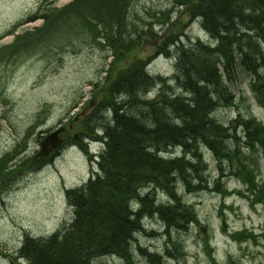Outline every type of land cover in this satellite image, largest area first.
I'll use <instances>...</instances> for the list:
<instances>
[{"label":"rangeland","instance_id":"rangeland-1","mask_svg":"<svg viewBox=\"0 0 264 264\" xmlns=\"http://www.w3.org/2000/svg\"><path fill=\"white\" fill-rule=\"evenodd\" d=\"M71 1L0 0V167H6L0 169V264H22L16 253L26 235L48 236L71 222L73 208L67 203L66 188L83 184L99 170L81 140L84 136L96 138V121L91 119L95 108L105 110L99 106L105 84L136 59L148 60L145 69L150 74L171 77L174 57L157 51L170 28L176 32L189 20L178 6L174 7V0H132L127 7V30L121 42L126 51L122 57L120 52L114 57L109 43L113 45L115 40L107 39L102 25L83 24L74 13L66 15L60 11ZM86 1H82V6ZM98 8L109 15L110 23H114V14H120L115 4L106 1ZM50 9H54L49 24L53 30L48 35L41 33V18L23 23L36 12L42 15ZM182 31L188 38H206L198 19L189 20ZM39 35L44 41L40 42ZM24 38L30 40L25 42ZM19 40L25 44L20 54L12 55ZM249 81L247 73L238 74L233 86L236 104L215 110L213 115L217 119L233 126L240 114L264 121V110L256 103ZM157 87L152 88L151 94ZM82 111L86 114L80 118ZM60 123L67 128L65 146L51 156V162L37 165L39 160L32 156L39 150L43 134ZM236 129L242 133L239 127ZM99 149L100 143L92 141L90 150ZM202 150L207 164L203 179L208 187L189 194L183 193L178 184L182 198L195 206L197 215L193 221L199 219L201 224L191 222L186 229L175 228L165 234L163 222L157 216H148L143 221L146 232L136 234L130 262L118 255L103 256L98 262L150 264L138 246L149 253L162 254L171 239L181 242L184 253L164 251L166 257L161 256L159 264H214L204 249L206 237L215 264H264V205L251 206L249 199L237 193L224 198L225 191H242L245 186L237 176H221L215 156L209 149ZM174 152L180 150H172V155ZM253 157L258 163L259 178L264 181V160L258 153ZM217 182L220 188L215 190ZM223 203L231 207H223ZM221 210L225 211L229 232L246 227L259 236L257 241L240 244L224 233ZM201 225L206 227L204 236L198 232Z\"/></svg>","mask_w":264,"mask_h":264},{"label":"trees","instance_id":"trees-1","mask_svg":"<svg viewBox=\"0 0 264 264\" xmlns=\"http://www.w3.org/2000/svg\"><path fill=\"white\" fill-rule=\"evenodd\" d=\"M82 1L72 0L60 11L74 13L83 24L102 25L107 39L115 40L109 43L113 56L120 52L122 57L127 7L132 0H87L85 6ZM103 1L119 8L114 23L98 8ZM174 2L189 19H199L203 30L216 39L215 45L187 38L182 31L187 23L176 32L170 28L157 52H172L174 84L148 73V60L141 59L121 68L105 84L99 106L110 110L111 119L102 121L104 149L97 162L99 171L81 186L66 190L67 203L73 208L70 224L48 235V240L26 236L16 257L32 255L30 264H92L93 257L118 255L130 262L136 234L146 230V215L158 216L168 229H186L195 220V207L179 194L178 184L189 193L208 187L203 179L207 169L203 148L215 156L221 176H238L253 196L252 203L264 204V183L257 177L258 163L253 157L258 152L264 160V123L253 115L240 114L233 126L213 115L219 108L236 104L233 86L240 72L250 76L254 99L264 107V0ZM53 11L44 14V28L39 29L43 36L53 30L49 27ZM155 85L158 89L148 98L146 92ZM236 126L242 131L239 136ZM175 149L181 152L170 154ZM157 192L168 201L157 198ZM233 237L256 240L246 228ZM169 247L183 254L179 241L166 247L167 254ZM139 251L152 264H159L156 252L141 247Z\"/></svg>","mask_w":264,"mask_h":264},{"label":"water","instance_id":"water-1","mask_svg":"<svg viewBox=\"0 0 264 264\" xmlns=\"http://www.w3.org/2000/svg\"><path fill=\"white\" fill-rule=\"evenodd\" d=\"M62 129H57L51 133H49L41 142V150L38 153L40 156H44L48 154L53 148L57 147L60 145L62 142V138L59 135V132ZM219 185L216 184L215 189H218ZM201 234H204V228L201 227L200 230Z\"/></svg>","mask_w":264,"mask_h":264},{"label":"bare ground","instance_id":"bare-ground-1","mask_svg":"<svg viewBox=\"0 0 264 264\" xmlns=\"http://www.w3.org/2000/svg\"><path fill=\"white\" fill-rule=\"evenodd\" d=\"M201 42H203L204 44L206 45H209V46H214L215 45V42H216V39L210 35L206 36V38H201L200 39ZM137 208V207H135ZM70 224V223H69ZM68 224V225H69ZM66 225V226H68ZM51 237L50 236H41V237H38L37 239L38 240H48L50 239ZM59 238H61V236H59ZM103 256H96V257H93L92 260H91V263L92 264H105L103 262H98L97 260L99 258H102ZM22 264H30V262L32 261V255H25L24 257H19ZM150 264H152L151 261H149Z\"/></svg>","mask_w":264,"mask_h":264}]
</instances>
